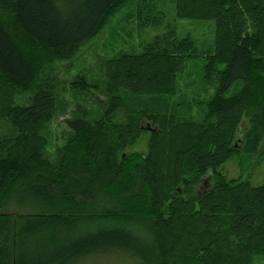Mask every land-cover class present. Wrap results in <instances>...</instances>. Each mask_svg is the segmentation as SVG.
<instances>
[{
    "label": "trees",
    "instance_id": "obj_1",
    "mask_svg": "<svg viewBox=\"0 0 264 264\" xmlns=\"http://www.w3.org/2000/svg\"><path fill=\"white\" fill-rule=\"evenodd\" d=\"M126 1L0 0V123L15 131L0 136V264H257L264 184L221 167L242 155L249 172L264 140V0H170L179 19L214 21L208 50L168 25L141 52L107 60L103 113L68 121L50 157L58 88L41 76L75 58ZM135 19L144 29L166 14L136 0ZM192 63L200 99L181 88ZM144 132L147 153L125 154ZM209 173L212 186L197 193Z\"/></svg>",
    "mask_w": 264,
    "mask_h": 264
},
{
    "label": "rangeland",
    "instance_id": "obj_2",
    "mask_svg": "<svg viewBox=\"0 0 264 264\" xmlns=\"http://www.w3.org/2000/svg\"><path fill=\"white\" fill-rule=\"evenodd\" d=\"M159 8L166 14V23L161 26L140 29L135 19L136 0H127L125 5L117 10L111 17L104 29L94 39L85 43L75 58L57 62L50 66L41 76L40 80L53 81L58 88L59 114L48 128L51 146L49 148L51 159H55L58 146L64 141V136L69 133L68 121L83 116L93 119L103 113L104 105L107 104V96L104 87L103 75L107 60L117 57L120 53L141 52L146 43L152 42L158 35L166 32V27H175L176 34L182 38L190 35L197 43L201 51H206L214 42V21H200L179 19L176 17L175 7L170 0H156ZM168 26V27H169ZM200 69L196 63H192L184 73L181 80V88L190 96L200 99L197 90L200 89ZM77 77H85L89 86ZM82 81V83H81ZM76 83V85L72 86ZM32 92L20 94L18 103L22 105L30 101ZM198 112V113H197ZM203 109L194 108L193 116L197 119ZM148 128V123L144 122ZM155 128L154 126H151ZM250 129V118L245 115L239 129L240 138L237 139L238 147L242 148L245 143V134ZM14 129L7 120H1L0 136L9 137L14 135ZM150 132V131H149ZM142 133L136 143L125 150V154L147 153L150 134ZM240 156L234 157L221 167V171L228 179L243 178L252 185L264 184V140L256 156L250 158L255 166L249 172L243 171L240 165ZM213 173H209L205 182L199 187L197 193L201 194L212 186ZM11 212V211H10ZM121 257L100 260L99 264H123ZM88 264V263H86ZM257 264H264V260H258Z\"/></svg>",
    "mask_w": 264,
    "mask_h": 264
},
{
    "label": "water",
    "instance_id": "obj_3",
    "mask_svg": "<svg viewBox=\"0 0 264 264\" xmlns=\"http://www.w3.org/2000/svg\"><path fill=\"white\" fill-rule=\"evenodd\" d=\"M148 130L151 131V132H156L157 131V128H151V126L148 124Z\"/></svg>",
    "mask_w": 264,
    "mask_h": 264
},
{
    "label": "flooded vegetation",
    "instance_id": "obj_4",
    "mask_svg": "<svg viewBox=\"0 0 264 264\" xmlns=\"http://www.w3.org/2000/svg\"><path fill=\"white\" fill-rule=\"evenodd\" d=\"M148 124H149V123H148ZM149 125L152 126L151 124H149ZM151 128L153 129V127H151ZM155 128H157V127H155ZM155 128H154V129H155ZM204 182H205V181H204ZM204 182H203V183H204Z\"/></svg>",
    "mask_w": 264,
    "mask_h": 264
}]
</instances>
